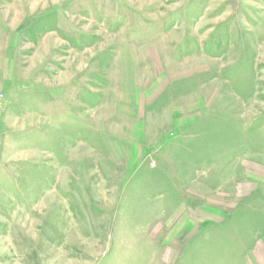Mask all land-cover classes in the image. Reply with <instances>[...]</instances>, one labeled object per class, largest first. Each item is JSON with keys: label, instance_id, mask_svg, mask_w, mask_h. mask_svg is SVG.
<instances>
[{"label": "rangeland", "instance_id": "1", "mask_svg": "<svg viewBox=\"0 0 264 264\" xmlns=\"http://www.w3.org/2000/svg\"><path fill=\"white\" fill-rule=\"evenodd\" d=\"M257 232L264 0H0V264H202Z\"/></svg>", "mask_w": 264, "mask_h": 264}, {"label": "crops", "instance_id": "2", "mask_svg": "<svg viewBox=\"0 0 264 264\" xmlns=\"http://www.w3.org/2000/svg\"><path fill=\"white\" fill-rule=\"evenodd\" d=\"M246 243L238 238L237 243L209 245L204 248L198 247L194 251H207L202 264H264V232L256 233V238Z\"/></svg>", "mask_w": 264, "mask_h": 264}]
</instances>
